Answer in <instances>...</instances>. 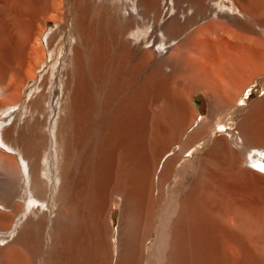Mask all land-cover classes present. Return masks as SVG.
<instances>
[{"label": "bare ground", "instance_id": "bare-ground-1", "mask_svg": "<svg viewBox=\"0 0 264 264\" xmlns=\"http://www.w3.org/2000/svg\"><path fill=\"white\" fill-rule=\"evenodd\" d=\"M228 1L0 0V264H264V98L211 128L264 0Z\"/></svg>", "mask_w": 264, "mask_h": 264}, {"label": "rangeland", "instance_id": "rangeland-1", "mask_svg": "<svg viewBox=\"0 0 264 264\" xmlns=\"http://www.w3.org/2000/svg\"><path fill=\"white\" fill-rule=\"evenodd\" d=\"M224 2L228 6H230V1L224 0ZM67 3H68V1H67ZM55 28H57V25H55L52 21H48L47 25H46L45 32L50 33L51 31L55 30ZM67 32H68V30L65 31L64 38H63V36L61 37L60 42H62V43H60V44L56 43V45H57L56 50H57L58 58L64 57V55L66 54L65 51L69 46V40L67 38L68 37ZM43 37H44V35L41 36L42 44L44 43L43 39L45 38V37L44 38ZM45 61H46L47 65L45 64L43 66V68L40 70V72H39L40 75H42V73L47 72V70L51 68V66L49 64H51L52 59L50 58L49 54L47 55V53H46ZM251 72L253 73V75ZM249 73H251V75ZM249 73L247 75V76H249V78H246L245 79L246 82H244V84H243V85L246 84L243 87V89L249 85L244 90V92H243L244 94L242 95L245 97V99H244L245 103L243 105L238 106V107L235 106L231 109H221V110L217 111L215 113L216 116L212 122L213 123L212 127H211L212 129L214 128V124H217V123L230 124V125L235 124L236 125L242 119V117L244 115H246L247 110L249 109V107H251V105L253 103L257 102V100L259 101L260 99L264 98V65L261 64L260 66L256 67V69L253 67L251 69V71L249 70ZM39 81H40V76H39L37 81H34V82L29 81L27 83L28 87H27V90H26L25 95H24V102L29 100V98L31 97V92L34 91V87H36V85L39 83ZM56 84L54 83V86H56ZM54 98H55V96H54ZM184 98H185L184 100L186 101V105L187 104L190 105V100L192 99V104H193L192 107L193 108L191 106H190V108H187V111L189 109V113L191 112V114H189L187 112V114L190 115L189 118H191V116L193 115V112H194L193 109H195L198 113V115L195 118L196 122H199L201 120V118H204V117L207 118L208 117L210 107H209V103L207 101V98L204 96V94L199 93V92H190ZM52 99H50V101H53ZM242 99H243V97H242ZM187 107H189V106H187ZM227 129H228V132H230V133L232 132L231 134L235 133L234 132L235 128L232 127V129H230V128H227ZM220 134H224V132L217 131V133L215 135L218 136ZM232 144H234L233 140H232ZM232 144H231L232 148H236V145L235 144L232 145ZM206 150H207V148H204L201 151V153L205 152ZM189 157H190L189 154L186 153L185 158H189ZM118 200L119 199L116 198V200L112 206V209H113L112 217L113 218L111 219V227L114 230L117 229L118 221H119V202H118ZM115 238H116V234L114 235V239Z\"/></svg>", "mask_w": 264, "mask_h": 264}, {"label": "snow or ice", "instance_id": "snow-or-ice-1", "mask_svg": "<svg viewBox=\"0 0 264 264\" xmlns=\"http://www.w3.org/2000/svg\"><path fill=\"white\" fill-rule=\"evenodd\" d=\"M241 103H242V101H241Z\"/></svg>", "mask_w": 264, "mask_h": 264}]
</instances>
